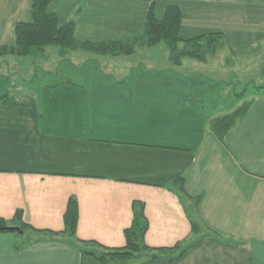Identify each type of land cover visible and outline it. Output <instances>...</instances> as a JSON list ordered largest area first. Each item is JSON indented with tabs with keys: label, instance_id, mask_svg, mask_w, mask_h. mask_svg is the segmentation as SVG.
<instances>
[{
	"label": "crops",
	"instance_id": "crops-1",
	"mask_svg": "<svg viewBox=\"0 0 264 264\" xmlns=\"http://www.w3.org/2000/svg\"><path fill=\"white\" fill-rule=\"evenodd\" d=\"M32 1L0 0V44L15 43V23L31 21ZM152 3L158 17L180 7L183 39L220 32L226 48L216 55L236 58L232 68L258 67L254 86L264 85V0H52L48 11L74 18L78 39L98 41L140 33ZM51 47L49 55L45 47L0 56V216L22 210L27 224L62 231L75 196L77 237L99 250L95 243H126L133 204L142 201L146 244L173 246L192 234L193 199L174 185L183 177L200 198L201 240L182 257L145 264H264V90L222 141L210 121L239 105L208 115L188 102L193 83L175 72L184 60L171 64L168 55L174 70H112L94 58L115 56ZM80 69L91 79L68 77ZM38 236L0 232V264H101L67 235Z\"/></svg>",
	"mask_w": 264,
	"mask_h": 264
},
{
	"label": "trees",
	"instance_id": "trees-1",
	"mask_svg": "<svg viewBox=\"0 0 264 264\" xmlns=\"http://www.w3.org/2000/svg\"><path fill=\"white\" fill-rule=\"evenodd\" d=\"M51 1H32L31 21L15 23V43L13 45L0 44V56H28L34 50L43 49L47 46H59L64 50L82 49L98 55L119 56L131 55L136 52L138 47H152L165 43L169 49L171 62L175 65H181L184 57L205 61V52L208 51L203 50L205 45L211 53H215L222 48L223 44L225 45V40L220 32H209L194 38L183 39L180 36L182 22L180 7L176 4H170L167 6L164 15L158 17L153 3L146 14L143 29L138 34L98 41L78 39L75 36V19L61 22L57 15L48 11V5ZM255 89L264 90V85L256 86ZM239 94L243 96L245 93L242 91ZM251 103L252 100H245L232 112L211 119V128L220 140L225 141L238 119L242 118L248 111ZM174 185L178 187L177 192L180 196L193 200L192 206L188 207L192 234L173 246H150L146 244L145 234L149 224L145 215V204L142 201H135L133 204L134 217L132 224L124 231L126 243L123 246L109 247L95 243L100 247L99 250L84 246L88 242L77 237L79 203L75 196H71L68 201L64 214L65 228L62 231L37 229L24 222L22 210H17L12 219L0 216V232L20 233L8 229L10 226H18L23 233L30 230L39 235L36 239L41 238L42 235H67L71 238L70 242L82 254L95 256L101 264H145L159 258L177 259L200 242L203 225L199 217L200 198H192L187 193L183 177L175 180Z\"/></svg>",
	"mask_w": 264,
	"mask_h": 264
},
{
	"label": "rangeland",
	"instance_id": "rangeland-1",
	"mask_svg": "<svg viewBox=\"0 0 264 264\" xmlns=\"http://www.w3.org/2000/svg\"><path fill=\"white\" fill-rule=\"evenodd\" d=\"M47 47L48 51L46 52L49 55L51 50L50 48L54 47ZM58 47L59 46L56 48ZM222 48H226L224 44L222 45ZM203 50H208L205 52V61H200L191 57H184L183 62L185 63V66L179 67L177 68L178 70H175V72H180L181 74L185 75L191 81V83H193L191 89L189 90L190 95L187 94L190 97L188 102L199 105L202 108L203 113L208 115L210 113L212 115H218L219 113H224V111L227 109L235 108L238 105H241L245 100L251 98L252 94L256 90L254 81H256L257 75L260 74L258 67L257 69H254V67L251 66L254 69L252 71L249 67H237L236 64L241 61H235V65L233 64L234 67L232 68L230 67L231 64L229 61L232 62L234 59L236 60V58L233 59L229 54L227 55V53L222 55L219 53L216 55L219 50L215 53H211L207 45L204 46ZM168 55L169 49L167 44L161 43L155 47L152 46L150 49L140 48V50H137L136 53L131 56L122 55L121 58L118 59V56H115L113 59L109 57L97 56L94 58V60L102 62L105 68L107 67L112 70H116L117 67L119 68L129 65H136L137 68L140 69L145 67L149 69L156 68L162 70V68H169L170 70H174L175 68L172 67L171 64L173 63L171 60L170 66L167 65L169 62ZM69 59L74 60L73 58ZM23 60L24 63H27L28 59L24 58ZM68 61L69 60L67 59L64 60L65 64ZM83 70L84 69L75 71L72 70L73 72L71 71L72 73L68 74V77L74 79L80 78L81 81L87 82V80H90L91 78H84L85 75L81 76L80 73L83 72ZM106 73L109 74L107 71ZM118 75L120 76L122 73L112 72L111 74L113 78L117 77ZM126 75L127 74L123 76ZM63 77H65L64 73L60 74L58 81L63 79ZM234 91H236L237 95L232 94ZM242 91L245 93L244 97L238 96L240 95L238 93ZM219 110L222 111L219 112Z\"/></svg>",
	"mask_w": 264,
	"mask_h": 264
},
{
	"label": "water",
	"instance_id": "water-1",
	"mask_svg": "<svg viewBox=\"0 0 264 264\" xmlns=\"http://www.w3.org/2000/svg\"><path fill=\"white\" fill-rule=\"evenodd\" d=\"M8 229H10V230H16V231H19L20 233H23V231H21L18 226H10V227H8Z\"/></svg>",
	"mask_w": 264,
	"mask_h": 264
}]
</instances>
